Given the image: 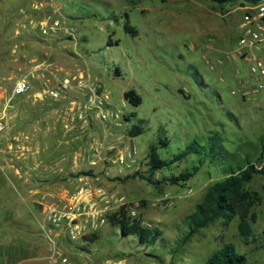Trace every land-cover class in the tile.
Instances as JSON below:
<instances>
[{"label":"rangeland","instance_id":"374dc122","mask_svg":"<svg viewBox=\"0 0 264 264\" xmlns=\"http://www.w3.org/2000/svg\"><path fill=\"white\" fill-rule=\"evenodd\" d=\"M38 2L54 8L78 33L43 39L18 32L28 16L43 15L33 10ZM243 4L0 0V118L5 124L0 132V238L16 242L31 231L43 236L42 197L53 202L88 179L102 183L128 208L136 207L135 218L159 228L162 236L155 244L142 245L135 235L122 236L109 220L82 249L64 245L76 263L205 264L214 251L233 243L247 264H264V178L256 176L249 184L263 194L254 207L251 237L240 234L235 216L227 223L217 219L185 241L187 217L226 170L208 159L200 163L194 152L172 161L187 147L206 145L217 136L234 159L257 162L264 142V89L250 98L231 93L253 81L238 47ZM69 74L82 76L84 85L73 84L59 97L45 90ZM22 77L29 78L30 89L8 106ZM130 88L141 95L140 105L125 98ZM94 92L106 97L120 125L84 108ZM79 108L85 110L82 116ZM134 125L143 126V132L131 136ZM152 146L172 161L155 173L161 187L145 179ZM130 153L135 161L127 168L120 158ZM196 165L198 171L186 183L166 180ZM0 264L8 263L0 257Z\"/></svg>","mask_w":264,"mask_h":264},{"label":"built area","instance_id":"2783aa9c","mask_svg":"<svg viewBox=\"0 0 264 264\" xmlns=\"http://www.w3.org/2000/svg\"><path fill=\"white\" fill-rule=\"evenodd\" d=\"M52 5L54 0H48ZM243 18L240 22L241 34L238 39L240 55L249 62L251 80L247 83L234 87L231 93L241 98H250L259 94L264 89V55L256 56V52L264 54V0L245 2ZM36 12L42 11L43 15H31L19 24L18 32L22 31L31 35H38L45 39L47 37L65 36L72 38L78 30L68 25L63 18H60L54 8L46 9L42 3L33 5ZM73 84L78 87L84 85L82 76L71 75L60 79L55 87H46V91L52 96L59 97L61 92L72 88ZM30 89L28 77H22L16 81L12 96L8 100V106H13V100L21 97ZM86 109H95L97 115L103 119H111L115 124L120 125L119 115L110 108L106 97L102 93L94 92L88 102L84 104ZM84 109L79 108V116H82ZM3 117L0 118V132L4 129ZM133 154L121 156L120 162L125 167H132ZM93 163H96L93 161ZM43 210V222L40 228L47 243V260L49 264H79L66 254L65 244L75 246L88 242L87 236L98 235L108 224L110 216L125 206L127 212L136 216V207L126 206L119 198L102 183H94L81 180L71 193L53 202L47 201L46 196L40 200ZM110 264V263H109Z\"/></svg>","mask_w":264,"mask_h":264},{"label":"trees","instance_id":"16d2710c","mask_svg":"<svg viewBox=\"0 0 264 264\" xmlns=\"http://www.w3.org/2000/svg\"><path fill=\"white\" fill-rule=\"evenodd\" d=\"M243 1L255 2L257 0ZM126 28L133 34H137V30L131 26L128 25ZM124 96L136 106L143 101L141 95L134 88L126 90ZM142 132L143 126L141 125H134L130 129L131 136H137ZM164 143L167 141L165 140ZM193 152L199 155L200 163L208 159L214 164L224 165L226 176L214 182L207 189L203 200L196 205L195 211L187 217L190 231L185 236V241L189 236L195 234L199 229L209 226L215 220L222 219L227 223L235 216L240 219V234L248 239L254 232L253 223L257 219L254 207L263 200V194L251 188L249 184L256 176L264 178V142L257 162L248 158L244 160L234 159L233 153L224 146L221 138L217 136H212L206 145L195 143L187 147L172 161L181 160ZM171 162L160 156L157 146H152L148 152V174L146 177H142H145L156 187H161L162 182L154 178L155 173L167 167ZM199 167V165L193 166L166 180L170 184L186 183L194 176ZM110 220L113 225L119 226L122 236L135 235L142 245L155 244L162 236V231L159 228H153V226L145 224L143 220L132 217L125 206L113 213ZM94 238H97V235L87 236L85 240L91 242ZM78 247L82 249L84 246L79 245ZM205 264H247V257L245 254L239 253L233 243H225L207 258Z\"/></svg>","mask_w":264,"mask_h":264},{"label":"crops","instance_id":"0c3cea01","mask_svg":"<svg viewBox=\"0 0 264 264\" xmlns=\"http://www.w3.org/2000/svg\"><path fill=\"white\" fill-rule=\"evenodd\" d=\"M31 232H27V238L20 239L16 242V239L5 241L0 238L1 260L3 259L8 264H19L21 262L25 264H49L45 239L41 235L38 238L36 237L38 236L37 234Z\"/></svg>","mask_w":264,"mask_h":264}]
</instances>
